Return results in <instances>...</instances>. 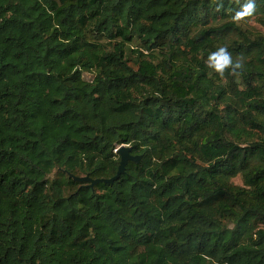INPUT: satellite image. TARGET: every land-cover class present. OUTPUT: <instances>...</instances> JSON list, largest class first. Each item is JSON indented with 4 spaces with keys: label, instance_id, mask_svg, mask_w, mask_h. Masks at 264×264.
Instances as JSON below:
<instances>
[{
    "label": "trees",
    "instance_id": "trees-1",
    "mask_svg": "<svg viewBox=\"0 0 264 264\" xmlns=\"http://www.w3.org/2000/svg\"><path fill=\"white\" fill-rule=\"evenodd\" d=\"M252 23L264 0H0V264H264Z\"/></svg>",
    "mask_w": 264,
    "mask_h": 264
},
{
    "label": "water",
    "instance_id": "water-1",
    "mask_svg": "<svg viewBox=\"0 0 264 264\" xmlns=\"http://www.w3.org/2000/svg\"><path fill=\"white\" fill-rule=\"evenodd\" d=\"M132 148L129 146H121L116 152L120 155L121 157V162H120V167L119 170L116 174L115 177L111 179H102V180H90L89 178H79L77 180L84 182V181H91V185L97 184L98 182H104L108 184H112L115 181L119 180L121 175L124 174L126 165L128 164L129 161L133 162H139L141 160V156H132L130 154Z\"/></svg>",
    "mask_w": 264,
    "mask_h": 264
},
{
    "label": "clouds",
    "instance_id": "clouds-1",
    "mask_svg": "<svg viewBox=\"0 0 264 264\" xmlns=\"http://www.w3.org/2000/svg\"><path fill=\"white\" fill-rule=\"evenodd\" d=\"M219 54L222 56V62L215 65V69L218 72H223L225 69H231L232 71H235L236 69L240 68L239 62H233L231 58V54L227 52L226 49L221 48L219 50Z\"/></svg>",
    "mask_w": 264,
    "mask_h": 264
},
{
    "label": "rangeland",
    "instance_id": "rangeland-1",
    "mask_svg": "<svg viewBox=\"0 0 264 264\" xmlns=\"http://www.w3.org/2000/svg\"><path fill=\"white\" fill-rule=\"evenodd\" d=\"M252 26H254V27H256L257 29H259V30H261V31H263L264 32V29H262L261 27H259L258 25H256V24H254V23H252L251 24ZM86 76V78H89V76L88 75H85Z\"/></svg>",
    "mask_w": 264,
    "mask_h": 264
}]
</instances>
